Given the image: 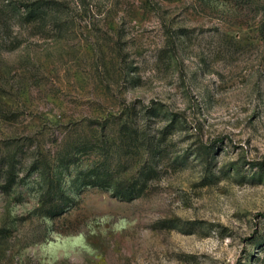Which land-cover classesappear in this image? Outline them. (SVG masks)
<instances>
[{
    "label": "rangeland",
    "instance_id": "rangeland-1",
    "mask_svg": "<svg viewBox=\"0 0 264 264\" xmlns=\"http://www.w3.org/2000/svg\"><path fill=\"white\" fill-rule=\"evenodd\" d=\"M0 264H264V0H0Z\"/></svg>",
    "mask_w": 264,
    "mask_h": 264
},
{
    "label": "trees",
    "instance_id": "trees-1",
    "mask_svg": "<svg viewBox=\"0 0 264 264\" xmlns=\"http://www.w3.org/2000/svg\"><path fill=\"white\" fill-rule=\"evenodd\" d=\"M28 8V18L29 20H33L36 19L38 17H40L44 11V7L48 6V3L46 1H38V2H34L31 4L26 5ZM89 177H93V178H89L91 180H85L86 178H81V177H77L76 180L78 181V186L79 187H83L86 186V184H91V185H103V182H105V180L100 177V176H89ZM102 178V179H100ZM120 193L122 195V197H125V195L129 194L132 192L131 188H120ZM60 207V206H59ZM59 207L53 208L51 210H46L47 213H49L50 215L54 216L57 213H60V211L62 209H60ZM49 211V212H48Z\"/></svg>",
    "mask_w": 264,
    "mask_h": 264
}]
</instances>
